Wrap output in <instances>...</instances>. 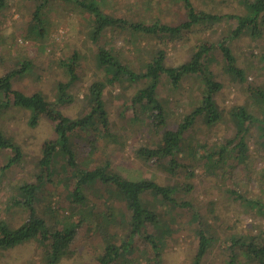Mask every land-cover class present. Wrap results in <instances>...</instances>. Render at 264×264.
I'll use <instances>...</instances> for the list:
<instances>
[{
  "label": "rangeland",
  "instance_id": "1",
  "mask_svg": "<svg viewBox=\"0 0 264 264\" xmlns=\"http://www.w3.org/2000/svg\"><path fill=\"white\" fill-rule=\"evenodd\" d=\"M100 9L109 15L122 17L135 23L150 24L159 21L166 25H176L186 20V8L182 0H95ZM197 11L217 15H243L245 12L239 0H189ZM37 2L33 0H6L0 9V77L19 63L31 61L33 70L14 81V87L26 94L42 92L48 101H54L56 85L67 77L59 63L77 52L76 66L78 82L71 87L72 104L62 109L71 118L81 114L87 104L84 96L93 82L105 81V74L96 63V46L90 41L93 17L76 5L63 0H49L42 9V28L45 33L39 37L35 33L32 12ZM264 16V13H263ZM236 25L235 20L222 19L212 24H200L190 31L172 37L164 34L146 35L140 32L108 29L100 39L108 50L113 51L124 65L135 72H142L147 63L157 53H165V66L176 67L191 56L198 45H216L228 39ZM237 66L244 71L245 81H239L224 72V61L216 48L207 69L221 88L215 101L222 111L221 119L208 126L198 118L185 133L181 150L174 156L176 165L168 168L170 156L145 159L138 153L140 148L157 149L162 128L152 125L148 114L132 96L142 84L127 82L113 83L105 87V104L110 131L116 141L100 134H89L75 140L78 164L89 169L101 167L108 160L111 169L129 180H151L176 189L175 198L186 201L202 216L201 221L209 226L214 240L201 264H228V243L235 237H258L264 234V214L242 200H234L229 191L241 197L258 201L264 205V143L256 125H249L246 135L248 157L245 163L232 160L230 151L223 159L213 162L200 156L217 151L227 139L235 135V126L230 112L239 107L260 117L261 111L253 103L247 86L264 91V24L258 37L241 34L228 40ZM107 84V83H106ZM200 77L185 76L177 88H173L167 76L161 75L157 99L168 115L166 127L174 129L183 117L200 105L202 90ZM87 97V96H86ZM29 112L9 108L2 116L0 127L5 134L16 139L24 151L22 160L9 169L2 170L10 156L8 150H0V219L17 226L28 220L27 211L12 206L11 201L19 197L17 187L23 183L38 184L34 201L40 215H45L47 223L53 220L45 213V205L50 201L55 210L57 227H61L70 217L81 220L77 236L70 249L72 255L58 264H99L98 258L104 253L105 240L119 245L127 236L131 213L119 200L110 201L105 187L95 185L85 190L86 203L72 208L67 205L70 192V174L59 159L52 167L50 175L37 164L44 142L55 141L56 135L51 122L41 117L35 127L27 123ZM95 146L90 152L88 140ZM183 162L189 164L184 170ZM210 165V168H209ZM191 185L189 190L187 186ZM155 209L163 211L167 226L162 228L161 240L164 246L158 257V264H191L197 247V225L191 220L190 208L171 210L161 198H147ZM215 206L210 210L209 203ZM110 212L109 223H102L89 215L87 209ZM73 210L74 212L72 213ZM96 213V212H95ZM73 218V219H72ZM205 226V227H206ZM207 228V227H206ZM146 230L155 234L150 225ZM208 230V228H207ZM40 244V243H39ZM37 241L19 246L9 251L0 250V264H46L44 249ZM240 259V258H239ZM112 264H155L151 248L141 237H134L129 251ZM237 264H255L240 259Z\"/></svg>",
  "mask_w": 264,
  "mask_h": 264
},
{
  "label": "trees",
  "instance_id": "2",
  "mask_svg": "<svg viewBox=\"0 0 264 264\" xmlns=\"http://www.w3.org/2000/svg\"><path fill=\"white\" fill-rule=\"evenodd\" d=\"M6 0H0V9L5 6ZM37 3L32 12V19L35 23V33L41 37L45 33L42 26L41 13L43 7L49 0H33ZM73 3L84 12L93 17L90 41L96 46V63L105 74V81L93 82L87 88V95L84 96L87 104L83 106L81 114L71 118L62 112L63 108L72 104L70 94L71 87L78 82L76 66L79 60L77 52H73L67 59L59 63L66 71L67 77L64 81H59L56 85V96L54 101H48L46 96L39 91L26 94L14 87V81L29 74L33 70L31 61L19 63L15 68L6 71L0 77V122L1 116L9 109L15 108L29 112L27 123L30 127H35L41 117L51 122L56 135L55 141L44 142L41 147V154L38 159V166L44 169L48 175L52 172L55 163L62 159L67 173L70 174V192L67 194V205L65 208H72L71 205H81L86 203L85 190L91 189L95 185L105 187V194L110 201H122L131 213V221L127 236L122 243L117 245L110 239L105 240L104 253L98 258L99 264H112L120 259L132 246L134 237H141L147 242L154 255V263L158 264V257L164 242L161 240V231L168 223L164 220V212L154 207L147 198H161L166 202L171 210L190 208L191 220L197 225V247L191 264H201L202 259L212 246L214 237L206 226L205 221H201L202 216L197 210L186 201H178L175 198L176 189L164 186L151 180H129L113 169L110 162L104 161L101 167L89 169L87 165L78 164V154L76 151V141L86 138L89 134H100L105 138L116 141L114 134L110 131L108 113L103 102V93L107 85L115 82L128 84H142L132 96V102L138 104L142 111L148 114L151 124L157 128H162L161 138L157 149L140 148L138 153L145 159L159 156L162 159L170 156L167 161L168 168L172 164L176 165L174 156L181 150L182 139L186 132L195 124L198 118H202L205 125L211 126L221 119L222 111L217 105L215 98L221 88L216 82L212 72L207 69L212 57V50L217 49L224 61V72L239 80L245 81L244 71L236 64L235 56L228 46V40L238 37L241 34H249L255 38L261 35L264 24V0H239L244 10L243 15H217L207 14L197 11L189 0H182L186 12V20L176 25H166L159 21L150 24L133 23L122 17L104 13L95 0H63ZM222 19H233L236 22L234 29L228 39L221 38L216 45H198L196 50L184 63L176 67H166L165 53L157 51L151 60L144 67L142 72H135L129 66L124 65L117 55L101 44V36L108 30L116 31L132 30L146 35L164 34L176 37L184 32L190 31L200 24H212ZM166 75L173 88H177L185 76H198L201 79L204 89L202 90L200 105L195 107L190 113L183 117L182 121L174 129L166 127L168 115L164 112L161 102L157 99V90L160 76ZM253 103L260 108L261 116L257 117L247 109L239 107L230 112L231 120L235 126V135L227 139L224 145L217 151L210 152L206 156L202 154L200 160L205 157L209 164L217 156V162L223 159L230 151L232 160L245 163L248 157V146L246 135L249 125H256L261 139L264 143V91L258 87L247 86ZM87 96V97H86ZM89 150L92 152L95 143L88 140ZM0 150H8L10 156L1 167L2 170L9 169L19 163L24 155V151L16 139L4 133L0 127ZM189 166L183 162L184 170ZM210 168V165H209ZM191 185L187 186L189 190ZM38 184L23 182L16 192L19 197L11 201V205L24 208L28 213V220L14 226L4 219H0V250L9 251L32 241H37L44 249V262L46 264H58L62 259L70 257L73 253L70 249L72 242L77 236L78 228L82 221H72L71 216L66 217L68 221L57 227L55 220V210L51 207L50 201L45 205V213L52 218L50 225L47 223L45 215H40L34 206V201H40L37 195ZM234 200H242L255 208L260 214H264V205L258 201L247 200L234 191H229ZM210 210L213 211L215 203H209ZM111 211H95L93 207L87 209L92 218H96L102 223H109ZM72 213L74 212L71 210ZM96 212V213H95ZM73 219V218H72ZM150 225L155 234L149 233L146 228ZM208 230H207V228ZM227 263L237 264L240 259L255 264H264V234L262 236H247L231 238L228 243ZM240 258V259H239Z\"/></svg>",
  "mask_w": 264,
  "mask_h": 264
}]
</instances>
